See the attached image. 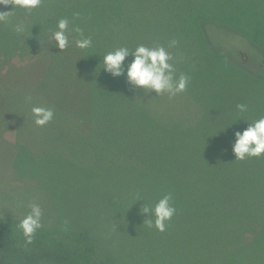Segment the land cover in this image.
I'll return each mask as SVG.
<instances>
[{"label":"rangeland","instance_id":"1","mask_svg":"<svg viewBox=\"0 0 264 264\" xmlns=\"http://www.w3.org/2000/svg\"><path fill=\"white\" fill-rule=\"evenodd\" d=\"M209 6L210 0H42L41 5L35 9L15 8L9 17V23H0V31H8L11 34L10 45L0 43V51L29 46L42 30L56 28L61 18L69 21L70 30L80 28L84 36L91 37L92 40L91 47L83 49L79 54L84 56L81 60L83 59L86 67L92 70L94 88L97 90L94 89L96 104L92 101L85 103L82 117L89 123L90 117L87 113L90 107L93 108L98 122L104 118L103 112L104 114L111 112L116 117L115 124L111 123L109 131L111 140L124 141L128 146V151L124 150L125 152L131 154L136 148V154H139V151H142L140 147L144 151L146 148H151L160 153L171 149L176 143L170 142L169 137L155 134V129L148 130L149 126L147 129H141L133 121V116L123 115L122 108L115 107V97H119L126 108L130 103H127L121 91V75L112 76L104 71L101 68L102 58L107 52L118 47L134 50L141 44L147 47L163 46L172 56L169 62L173 64L174 77L178 78L185 68L191 70L189 83L184 92L172 97L167 92L157 94L155 91L145 89L147 95L145 105L150 104L153 109L155 107L162 113L174 115V121H183L182 117L185 115L193 119L183 149L191 151L202 149L211 131L213 135L218 133L217 137L220 141L216 145L214 159L219 167L239 170L243 168L245 162L235 159L231 142H235L236 131H243L246 115L244 112L240 113L236 106L244 104L246 111L251 110L254 115L262 113V110L258 112L256 103L261 100L260 104L264 105V81L259 79V73L251 75V78H244L230 67L225 56L210 51L205 53L206 29L195 22L193 13L199 15L200 12L209 9ZM244 6L253 9L250 18L234 17L235 12ZM262 6L257 2L247 3L246 0H237L231 4V10L236 11L231 12V16L228 14L227 18L233 19L235 25L245 31L252 42L260 43L258 46L262 51L259 49L258 52H254L240 42L241 48L248 53H243V56L248 61L249 55L257 62L260 59L264 63V21H261L259 12ZM12 8L13 6L1 8L0 11H11ZM16 23L24 25L23 33L14 31L13 26ZM211 32L215 39H220L228 48L233 46L231 43L237 42V38L225 37L216 30ZM172 41H176L174 46H170ZM218 47L222 48L220 44ZM68 54L69 51L66 52V55ZM187 58L190 59V66L183 67L182 64ZM131 60V56L126 57L125 69ZM6 70L0 75L7 79L10 74ZM31 71L30 68L21 67L16 75L12 73L10 81L15 80L11 85L16 87V93L7 90L0 95V104L14 105L18 116L22 115L25 109L31 111L35 106L29 99L27 105L24 103L29 89L27 92L22 90L32 87L31 91H33L43 84L42 76L38 77L40 82L35 79V74L27 75ZM70 82L71 84L64 79L63 82L54 81L48 87L49 92L53 94L55 90L56 94L61 98L64 96L62 99L65 98L70 103L72 102L70 98L76 97L79 93L75 82L85 84L86 81L80 77L71 79ZM44 85L43 88L46 87ZM85 89L86 96L90 86ZM89 93L91 94V90ZM59 106L63 107V104ZM161 118L167 119L168 116L161 115ZM52 122L37 126L35 123L27 125L26 120H19L24 131L33 135L36 133L39 138H47L50 145L53 139L64 145L70 144L69 146L77 153L78 162L82 164L63 169L60 163L47 162V158L45 162L37 163L36 168H33L34 166L27 168L28 173H32L43 182L51 199L47 195L45 197L41 195L46 191L34 182L22 181L19 186H10V188L6 186L9 183L7 181L1 185L0 264H30L33 258L26 255L32 254L36 259H40L42 255L48 253L47 249H31L30 245H25L26 238L18 227L20 220L30 213L33 204L41 208V228L52 229L51 232L57 234L69 232L68 230L76 233L84 231L92 237L96 247L117 251L121 260L127 261L128 251L141 248L146 243L148 222L145 217L148 215L151 220L153 216L151 213L143 212L142 209L155 206L159 195L152 190L156 191L162 178L145 169L142 170L137 165L113 161L98 162L97 155L102 147L94 145L89 148L87 141L79 142L75 138L67 140L58 130L61 124ZM116 125L119 126V130L120 127L125 129L123 134L116 132ZM7 134L0 140V174L7 171L9 163L15 166L16 173L21 170L19 163L22 156L14 146L13 142L16 140L14 132L8 131ZM27 138L33 140L31 136ZM64 145L62 148H65ZM46 147L48 148L47 144ZM11 149L19 155L10 157ZM70 154L71 150L68 149L67 155ZM113 155L110 154L111 160ZM205 157L204 155V161ZM38 234L51 235L48 231ZM35 235L31 246L35 242ZM40 244L38 242L39 246ZM14 246L19 248L18 253L21 256L16 254L11 262L9 248ZM57 253V250H51L44 260L54 258Z\"/></svg>","mask_w":264,"mask_h":264},{"label":"trees","instance_id":"2","mask_svg":"<svg viewBox=\"0 0 264 264\" xmlns=\"http://www.w3.org/2000/svg\"><path fill=\"white\" fill-rule=\"evenodd\" d=\"M236 1L210 0L209 9L199 11V15L193 13L195 22L206 29L205 53L210 51L216 55L225 56L230 67L244 78H251V75L259 73V79L264 81V72L257 70L264 71V63L260 59L257 62L249 55L248 61L243 56V53H247L246 50L240 46V42H243L248 49L258 52L260 43L252 42L248 34L237 24L235 25L233 19L227 18L228 14L231 16V12L236 11L231 10V4ZM246 2H257L263 5L259 12L261 21H264V0H246ZM11 7V4L0 5V9ZM252 13L253 9L244 6L233 16L250 18ZM55 30L56 28L42 30L29 46L0 51V73L7 69L6 71L10 74L7 79L0 75V95L7 90L16 93V87L11 85L15 80L10 81L12 73L16 75L21 67L30 68L32 71L27 75L35 74L37 80L39 76H42L43 84L39 88H42L41 90L34 88L31 91L33 88L28 85L26 90H22L27 92L29 89L24 98L26 105L28 97H31V103L35 106L52 108L54 116L51 121L53 124H61L58 130L67 140L75 138L79 142L87 141L89 148L94 145L102 147L103 149H100L101 152L97 155L98 162L129 163L160 176L162 181L156 191L153 189L152 192L158 193L159 199L166 194H171L170 203L176 211L172 218L165 222L163 232L157 230L154 224L152 227L147 226L145 245L128 251V260L125 262L121 260L119 252L96 247L92 237L84 231L76 233L68 230L71 233L57 234L52 233V229L41 228L37 229L32 246L31 243L24 242V244L30 245L31 249L40 248L49 251L40 259L25 253L26 256L33 258L30 264H264V154L259 157H246L242 160L245 165L239 170L219 167L214 154L220 139L217 137L218 133L213 135L212 131L202 149L197 151L183 149L193 119L185 115L182 117L183 121H174V115L162 113L155 107L153 109L150 104L145 105V97H147L145 89L128 82L126 69L125 74L121 75V91L130 106L126 108L122 105L124 103L120 98L115 97V107L120 106L124 111L123 115L133 116V121L141 129H147L149 126L148 130L155 129V134L169 137L170 142L176 145L160 153L151 148H146L144 151L142 147L139 154H136V148L131 154L125 152L124 150L128 151V146L124 141L111 140L109 131L111 123L115 124L116 120L111 112L108 111L105 114L103 112L104 118L98 122L93 108L90 107L87 113L90 117L89 123L84 121L82 117L84 104L91 101L96 104L94 93L96 88H94L92 70L86 67L83 59L81 60L84 56L79 52L83 49L75 46L79 34L69 29L66 33L69 36V46L61 50L50 39ZM215 30L225 37L237 38V42L231 43L233 46L230 48L226 47L220 39L213 37L211 31ZM10 35L8 31H0V43L10 45ZM218 44L222 48H219ZM67 51H69L68 55H66ZM185 54L190 57L187 53ZM189 63L190 59L187 58L182 66L188 67ZM190 71L185 68L181 74L190 77ZM80 77L84 78L86 85L75 82L79 93L76 97L70 98L72 101L70 103L65 98L62 99L64 96L61 98L59 94H56L55 90L53 94L49 92L48 87L54 81L58 83L63 82L64 79L71 84V79ZM44 84L46 87L43 88ZM88 85L90 89H87L88 95L85 96V88ZM260 102L261 100H258L256 107L258 112L262 110V113L254 115L249 108L250 111L244 112L246 118L243 130L249 123L264 116V105ZM59 104H63V107ZM161 115L168 118L163 119ZM20 119L26 120L27 125L34 123L32 111L25 109L24 113L18 116L14 105L0 104V140L8 135V131L14 132L16 140L13 143L22 156L19 163L21 170L18 173L15 172V166L9 163L7 171L0 174V187L5 181L9 182L6 185L8 188L19 186L23 183L22 181L34 182L46 191L41 195L44 197L47 195L51 199L43 182L32 173H28L27 168L33 166L36 168L37 163L45 162L47 158V162L60 163L63 169L77 167L82 162H78L77 153L69 146L70 144L64 145L53 139L50 145L47 138L42 137V139L37 137L36 133L33 135L24 131L19 123ZM124 130L122 127L119 130V126L116 125V132L123 134ZM28 136H31L33 140L27 138ZM233 144L234 141L231 142L232 147ZM63 145L65 148H62ZM68 149L71 150L70 155H67ZM111 153L114 154L112 160ZM19 154L12 149L9 152L10 157H17ZM154 219L153 216L151 220L154 221ZM145 220L149 221L148 215ZM46 231L51 235L38 234V232ZM59 237L61 239H58ZM38 242L41 243L40 246ZM18 249L16 246L9 248L11 262L16 254L21 256ZM51 250H57V255L50 260H44Z\"/></svg>","mask_w":264,"mask_h":264},{"label":"clouds","instance_id":"3","mask_svg":"<svg viewBox=\"0 0 264 264\" xmlns=\"http://www.w3.org/2000/svg\"><path fill=\"white\" fill-rule=\"evenodd\" d=\"M41 3L42 0H0V5L11 4L13 6L11 11H0V23H9V17L15 8L31 10L39 7ZM13 28L16 33H23L25 30L22 23H16ZM68 31L69 21L64 18L59 19L56 30L52 32L50 39L61 50H65L69 46V36L66 34ZM73 31L79 34V38L75 41L77 48L88 49L91 47V37L84 36L83 31L78 27ZM175 43L176 41H172L170 46H174ZM129 56L132 57V60L127 64L126 78L134 86L155 91L157 94L167 92L170 97L186 90L189 77L185 74L179 75L178 78L174 77V67L169 62L172 60V56L163 46L147 47L141 44L134 50H129L127 47L115 48L103 56L101 68L112 76L125 74L124 62ZM28 99L30 100L31 97ZM236 107L240 113L246 111L244 104H238ZM31 111L37 126H44L54 116L52 108L34 106ZM234 135L235 159L243 160L246 157H259L264 154V116L249 123L243 131H236ZM171 199V194H166L156 202L154 207L142 209L143 212L151 213L155 218L154 221H148L149 227L154 224L157 230L161 232L165 230V222L170 220L176 211L170 203ZM41 217L40 206L33 204L30 213L20 220L18 227L22 230L26 243L30 244L37 229L42 227Z\"/></svg>","mask_w":264,"mask_h":264}]
</instances>
